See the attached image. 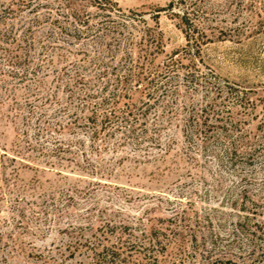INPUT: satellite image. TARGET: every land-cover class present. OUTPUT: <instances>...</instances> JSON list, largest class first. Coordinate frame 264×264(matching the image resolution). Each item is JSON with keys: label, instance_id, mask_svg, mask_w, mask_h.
<instances>
[{"label": "rangeland", "instance_id": "rangeland-1", "mask_svg": "<svg viewBox=\"0 0 264 264\" xmlns=\"http://www.w3.org/2000/svg\"><path fill=\"white\" fill-rule=\"evenodd\" d=\"M77 1L0 0V264H152L143 246L154 229L169 238L153 251L160 264H264V0H112L133 17L122 34L142 41L134 63L149 75L176 59L153 82L155 101L144 103L151 84L129 82L118 105L142 107L130 116L138 120L116 122L121 130L97 121L94 141L92 124L70 126L60 107L72 90L95 93L93 103L106 95L99 74L113 82L118 71H108L123 60L97 64L105 30L96 23L120 14ZM76 8L91 28L79 38ZM221 126L237 144L235 164L214 156L215 141L229 138ZM57 139L71 152L51 151ZM112 244L121 256L97 261L93 249Z\"/></svg>", "mask_w": 264, "mask_h": 264}, {"label": "trees", "instance_id": "trees-1", "mask_svg": "<svg viewBox=\"0 0 264 264\" xmlns=\"http://www.w3.org/2000/svg\"><path fill=\"white\" fill-rule=\"evenodd\" d=\"M67 1V6H69L68 8L70 9L71 4L74 3L77 0H66ZM79 1H88L91 3H94L97 7V9H101L102 8V4H109L111 6V8H115L113 15H116L115 13L118 12L120 15H118V20L113 19V17H111L112 19H103L98 21L97 27L96 29L98 30H105V33L103 35V37H101V39H99L98 41H96V43L99 45V47L101 48V50L99 51V53L101 54V56L97 59V64L99 66H104L106 64V61L108 58L111 59H116V58H120L122 59V63L120 65V67L118 68L116 65L112 66V71H108L109 74H111L113 71H120V69L122 70V73H115V76L113 78V82L112 79H110L109 76H107V72L103 71L102 73L99 74L100 76V80L102 81V85L101 87H99V90L102 93H106V95L103 96V98L101 99L100 102H91L88 101L91 98H95V93L90 92V91H84L82 94L80 93H76L73 90L70 91V96H69V100L64 102L63 104H61L60 107V111L62 110L63 112L66 111L67 116L69 118H72V120L70 121L71 125L73 126L75 124H82L84 123V125H88V124H92L93 129L91 130L90 133V139H92V141H94V137L98 136L99 130L97 129V127H95L97 121H99L101 123V129H105L107 126H111L112 123H118V122H124L127 123L129 120H131V122L134 120V122L136 120H138V118H133L130 119L131 115L133 114V110L138 109L140 110V108L142 107H138L133 103H123L124 108L119 107L118 102H119V98L120 97H125L128 94V84L131 81H134L135 83L139 84L140 82H145V85L148 86L147 84H151V90H148L146 92V95L149 97L147 101H145L144 103H148L150 101V98H152L154 101L157 99L156 97H153V93L155 94V92L159 91L161 89V87L159 85H154L153 82L155 81V79H158V76L161 77H165L167 75V70L170 68V66L173 65V62L175 61V56L174 54L170 56V59L168 61H166L167 63L164 64L165 66V72H151L149 71V75L146 74V71L143 70L142 68V62L139 60L138 63H134V59H133V55L134 52L132 51V49L138 45V49L137 50H141L142 51V47H141V42L139 41L138 43L136 41H133L132 36L130 35V33L128 32V34H122V29H128V27L132 26V23L130 24V21L132 20V16L131 14H126L124 12H119L118 8L113 7V1L112 0H78L77 1V5ZM102 9H106V8H102ZM110 10V9H108ZM70 16L73 17L74 19V32L75 35H73L74 37H80L81 34L84 33H88L91 32V28H89V21H88V14L85 13V10L81 11L79 8H76V10L72 9L71 10ZM105 14L101 15L103 17H110V15L112 14V12H104ZM187 16V15H186ZM189 20V18H188ZM111 23V25H109ZM115 23H118L117 25H115ZM188 23V31L186 30V40H187V47L192 48V44L191 42H196V36L194 35V32L196 31L195 29L197 28L195 26L194 23H192V21H187ZM79 24V25H78ZM84 25V28L86 29V31H83L81 29H78V26H82ZM194 25L192 27V29H190V27ZM121 30V31H120ZM123 35V37L121 38L120 36ZM108 37L111 42H104L102 41V38ZM119 37V38H118ZM143 39V38H142ZM145 41V40H144ZM115 44V45H114ZM110 46H114L113 49L110 48ZM105 47V49H103ZM109 47V48H108ZM106 50V51H105ZM199 51V47L195 49V52ZM132 63V64H131ZM133 66V67H132ZM104 68H107L104 67ZM107 70V69H106ZM169 71V70H168ZM105 77H107L106 79H104ZM161 82V81H160ZM115 84V85H114ZM161 84H163V82H161ZM109 87H112V92H107V89ZM101 106L103 111H101V118L98 119V109H101ZM213 104H209V107H213ZM106 107H109V109H106ZM207 109V108H206ZM203 109V110H206ZM89 112L86 115L84 114V117H81L82 119H84V121L82 122L80 119H78V114L77 112ZM146 113V111H142V115ZM207 115L204 117L203 123L206 124L205 127V135L204 136H209V133H207V130H209L210 128H212L213 126L210 125V123H208V119H207ZM217 118V117H216ZM217 120V119H216ZM116 123V124H117ZM79 125V126H80ZM123 128V126L121 124H117L114 129L115 130H121ZM135 128L131 127V128H127L126 129V134L127 137L133 135V133ZM221 130L224 131V135L228 138V141L224 142L222 140H216L215 141V145H219L218 147L216 146V148L218 149V151L216 150L214 156L216 158H218V160H220L221 156L223 153L228 157L229 159V163L230 164H235L236 160H237V154H238V149H237V144L235 142L234 139H230L231 136H229L228 134V130L226 129L225 126H221ZM209 132V131H208ZM123 133V131H122ZM114 134L113 131L111 132V135ZM131 134V135H128ZM56 141V145L54 146V148H52L51 151L56 152V151H60V150H64L61 147L60 144H62V140L57 139ZM230 141V142H229ZM69 143V142H68ZM66 144V146H68L67 149H65L64 151L69 150V152H71V147L70 144ZM76 143H79L80 145H82V140H78L76 141ZM228 143H230L228 145ZM204 149H206L204 147ZM209 150V149H208ZM211 150V149H210ZM219 150H222V153H218ZM84 150L82 151L83 154ZM249 154L246 153V156H248ZM247 159V157H245ZM241 160V159H239ZM248 160V159H247ZM248 162H251V160H248ZM113 226V225H112ZM241 226V225H240ZM172 233L175 234L174 230H172ZM150 235L154 236L153 239H151V244L149 241L148 246L145 245L143 246L144 250H145V255L148 254V259L150 260V263L152 264H160V258L158 257V255H154L153 251H165L167 245L166 242L169 241L168 233L160 231L158 229H154L153 231L150 232ZM164 238L161 239V238ZM180 238V237H179ZM179 240V239H178ZM88 241V240H86ZM181 241V240H180ZM89 244H91L92 246L95 247V245H98L99 242L95 243V241H89ZM181 245V244H180ZM104 246V245H102ZM121 246V245H120ZM120 246H115V245H110V246H106L103 247L102 251H96V249H93L94 251V256H96V260L101 262V261H113L115 260V258H119L121 256V252H119V247ZM155 246H159L160 248L155 249ZM128 249L131 250L132 248H135L136 245L134 243H130L128 246ZM165 258V257H163ZM176 261H171V260H163V264H172Z\"/></svg>", "mask_w": 264, "mask_h": 264}]
</instances>
